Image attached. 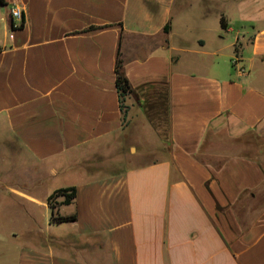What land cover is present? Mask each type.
<instances>
[{"label":"crops","instance_id":"0c3cea01","mask_svg":"<svg viewBox=\"0 0 264 264\" xmlns=\"http://www.w3.org/2000/svg\"><path fill=\"white\" fill-rule=\"evenodd\" d=\"M263 131L264 0L0 3V165L48 189L16 264H264Z\"/></svg>","mask_w":264,"mask_h":264},{"label":"rangeland","instance_id":"374dc122","mask_svg":"<svg viewBox=\"0 0 264 264\" xmlns=\"http://www.w3.org/2000/svg\"><path fill=\"white\" fill-rule=\"evenodd\" d=\"M227 40H232L234 33H223ZM212 58V57H208ZM217 58V57H216ZM222 58V57H221ZM239 143L231 146L232 152H246L248 149L264 162V131L251 137H241ZM139 151L128 150L127 165L142 164L149 162L151 156L156 153L143 154L138 156ZM10 159L4 160L0 165V264H16V253L24 244L35 242L29 239L30 230L37 231L42 236V204H29L22 197L15 193V189L29 192L42 201V194L48 191L42 183L33 185L26 181L13 167ZM47 189V190H46ZM56 198L52 200L55 205ZM8 234L12 239H8ZM15 235V237H14Z\"/></svg>","mask_w":264,"mask_h":264},{"label":"trees","instance_id":"16d2710c","mask_svg":"<svg viewBox=\"0 0 264 264\" xmlns=\"http://www.w3.org/2000/svg\"><path fill=\"white\" fill-rule=\"evenodd\" d=\"M0 3H4V0H0ZM222 27L226 28V22L225 19L222 17L221 19ZM116 85L118 88L120 101H121V109L124 114V118L127 117L129 112V106L126 104L127 98L133 93V88L128 80V78L125 76V74L122 71V61L121 59H118L117 65H116ZM76 187L75 186H69L64 187L55 190L49 197H48V203L50 205V209L52 212V220L56 223L61 222H71L75 221L77 219L76 214L72 215H60L58 212H56V205L52 204V200L57 198L58 196L64 197V203L68 204L72 202V200L76 197Z\"/></svg>","mask_w":264,"mask_h":264},{"label":"built area","instance_id":"2783aa9c","mask_svg":"<svg viewBox=\"0 0 264 264\" xmlns=\"http://www.w3.org/2000/svg\"><path fill=\"white\" fill-rule=\"evenodd\" d=\"M10 13H11L13 20L15 21L21 22L24 18V8L22 6H19V5L12 6ZM238 62H239L238 57H236L234 59V65H236ZM239 71L240 73H245L246 70L244 69V67L241 66L239 67Z\"/></svg>","mask_w":264,"mask_h":264}]
</instances>
